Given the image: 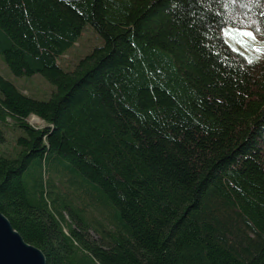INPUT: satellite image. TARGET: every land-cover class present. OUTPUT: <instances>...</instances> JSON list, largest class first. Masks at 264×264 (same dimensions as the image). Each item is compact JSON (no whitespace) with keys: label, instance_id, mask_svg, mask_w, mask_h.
I'll return each mask as SVG.
<instances>
[{"label":"trees","instance_id":"trees-1","mask_svg":"<svg viewBox=\"0 0 264 264\" xmlns=\"http://www.w3.org/2000/svg\"><path fill=\"white\" fill-rule=\"evenodd\" d=\"M262 13L0 0L7 68L54 86L39 100L0 75V211L46 264H264V52L249 63L223 37L264 39ZM86 25L101 44L61 61Z\"/></svg>","mask_w":264,"mask_h":264},{"label":"rangeland","instance_id":"rangeland-1","mask_svg":"<svg viewBox=\"0 0 264 264\" xmlns=\"http://www.w3.org/2000/svg\"><path fill=\"white\" fill-rule=\"evenodd\" d=\"M240 31H252L253 35L256 37L254 41H248V44L251 46H242L240 43H236L231 37L226 36V32H240ZM223 37L227 44L236 52L242 54L244 58L256 59L257 56L262 55V53H257L253 51L254 47L264 48V39H262L258 33L251 29V27H237V26H228L223 30ZM245 39L247 38H240ZM102 42L99 35L96 31L90 26L86 25L84 29L81 31L78 42L74 47L70 48L66 54L60 59L61 61L69 64L75 63L79 58L83 57L87 54L91 49L95 46L100 45ZM65 67V65H63ZM0 75H2L5 79L11 81L17 87L22 89L24 93L28 96L34 97L39 100H47L51 97L54 86L47 81L40 74H34L31 76H16L12 74L4 63L2 57L0 56ZM28 122L34 126H43V120L37 118L35 115H31L28 119ZM9 126L12 127V122L9 120ZM6 140L4 143L0 144V147L10 148L13 140V134L10 130L6 129L5 131Z\"/></svg>","mask_w":264,"mask_h":264},{"label":"water","instance_id":"water-1","mask_svg":"<svg viewBox=\"0 0 264 264\" xmlns=\"http://www.w3.org/2000/svg\"><path fill=\"white\" fill-rule=\"evenodd\" d=\"M0 264H46L43 252L26 242L1 211Z\"/></svg>","mask_w":264,"mask_h":264},{"label":"snow or ice","instance_id":"snow-or-ice-1","mask_svg":"<svg viewBox=\"0 0 264 264\" xmlns=\"http://www.w3.org/2000/svg\"><path fill=\"white\" fill-rule=\"evenodd\" d=\"M262 15H264V13H262ZM256 31H260V29L257 28ZM225 35L231 37L233 40L236 41V43L242 44V46H251L248 44V41H254L256 39V37L253 35L252 31H240V32H235V33L226 32ZM240 38H247V40L240 39ZM253 51H255L257 53H262V52H264V48L254 47ZM256 59H260V56H257ZM248 62L253 63V60L249 59Z\"/></svg>","mask_w":264,"mask_h":264},{"label":"bare ground","instance_id":"bare-ground-1","mask_svg":"<svg viewBox=\"0 0 264 264\" xmlns=\"http://www.w3.org/2000/svg\"><path fill=\"white\" fill-rule=\"evenodd\" d=\"M38 118V117H37ZM108 225V224H107Z\"/></svg>","mask_w":264,"mask_h":264}]
</instances>
